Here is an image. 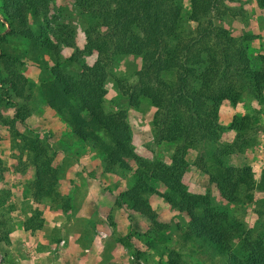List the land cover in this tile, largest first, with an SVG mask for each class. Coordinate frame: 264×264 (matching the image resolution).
<instances>
[{
    "label": "trees",
    "instance_id": "16d2710c",
    "mask_svg": "<svg viewBox=\"0 0 264 264\" xmlns=\"http://www.w3.org/2000/svg\"><path fill=\"white\" fill-rule=\"evenodd\" d=\"M53 1L0 0V123L11 128L15 122L25 124L29 108L18 100L27 101L31 92L22 65L42 69L45 74L38 77L37 85L44 102L69 125L75 138L87 140L102 153L105 169H128L129 161L134 162L133 180L120 199L149 219L146 232L153 234L167 226L148 201V195H153L185 216L179 233L182 241L192 239L197 247L207 246L224 255V264H264V232L250 240L242 237L240 250L232 249L242 223L214 204L208 193L190 192L183 182L188 156L194 153L192 164L206 174L221 200L251 198L255 190L264 208V165L253 182L250 164L234 165L224 159L249 145L245 115L234 114L229 121L233 141L214 147L206 158L200 152L203 143L221 134L220 105L224 101L235 104L244 93L260 98L264 86V69L252 64L247 35L234 34L221 23L228 10L224 0H188L190 28L183 23L182 0H72L84 21L81 47L76 46L74 26L53 8ZM257 1L264 9V0ZM68 47L73 60L91 56L90 61L80 60V69L69 71L62 56ZM122 56L139 58L131 80L112 72ZM109 76H114L123 96H143L153 106L154 140L172 144L167 160L137 155L127 110L103 108V82ZM3 106L13 108L9 119L2 114ZM14 132L30 153L29 190L36 205L23 219L22 228L32 233L42 225L41 200L60 196L58 168L39 135ZM151 179L164 188H156ZM62 202L69 207L67 197ZM7 231L0 217V241L7 239ZM141 253L137 250L136 255ZM166 261L185 264L177 248L167 250Z\"/></svg>",
    "mask_w": 264,
    "mask_h": 264
},
{
    "label": "rangeland",
    "instance_id": "374dc122",
    "mask_svg": "<svg viewBox=\"0 0 264 264\" xmlns=\"http://www.w3.org/2000/svg\"><path fill=\"white\" fill-rule=\"evenodd\" d=\"M224 3L228 10L224 13L221 23L234 34L247 35L245 44L252 64L264 69V9L257 0H224ZM52 5L74 26L76 46L81 47L84 21L72 0H54ZM189 7V1L182 0L181 15L187 28L191 26L186 20ZM1 27L0 25V30ZM12 38L22 45L25 43V40L18 36ZM72 51L71 47L62 51V56L66 57L63 64L71 72L80 69V60L91 59V56H79V61L73 60ZM139 63L136 56H122L117 58L112 72L125 80H131ZM22 70L28 78L31 92L27 101L18 100L29 108L25 124L15 122L11 128L0 123V213H2L0 217L5 227H8L7 239L0 241V264H54L57 260L65 264L64 255L69 242L75 247L74 250L82 255L94 253L104 257L105 264H168L166 252L170 248H177L180 251L185 264H224V255L207 246L197 247L192 239L182 241L179 233L186 222L185 216L170 209L165 202L153 195H148V201L159 218L166 221L167 226L153 234L146 232L150 225L149 219L129 209L120 199L121 192L133 180L134 162L129 161L128 169L118 167L105 169L106 162L102 153L92 147L87 140L75 138L69 125L44 102L37 79L45 72L30 63L23 64ZM103 87L105 92L102 106L105 110L117 108L127 110L131 142L136 154L147 159L167 160L172 144L154 140L156 133L151 125L153 106L150 102L143 96L135 98L123 96L117 88L114 76L107 77ZM1 111L3 116L9 119L13 108L3 106ZM234 114L245 115L244 131L250 136L249 145L224 156V159L226 163L234 165L250 164L252 172L250 180L255 182L260 167L264 165V86L260 98L244 93L237 103L224 101L220 105L218 119L223 127L221 134L217 140L203 143L200 152L206 158L214 147L233 141L234 130L228 128V124ZM14 131L39 135L41 140L47 143L50 161L58 168L56 189L59 198L52 200L46 198L38 204L42 224L44 218L46 224H53L54 228L49 235L39 233L40 228L32 233L22 228L23 219L36 203L29 190L33 177L29 163L30 153L21 147L19 137L14 135ZM194 155L191 153L188 156L189 167L183 175L185 187L190 192L208 193L214 204L225 208L242 223L238 231L239 236L232 242V249L240 250L242 237L250 240L264 232V208L256 198L260 193L252 190L251 198L242 196L229 202L221 200L215 187L207 181L206 174L192 164ZM68 167L76 169L83 175L77 177L79 185L84 179L91 189L99 186L98 188L105 191L108 196L100 197L89 211L82 213L83 217H77L80 216L79 213L75 214L78 209L85 207L84 204L80 205V188L78 186L73 188L74 182L78 181L71 182L70 179L61 178L63 170ZM149 182L158 189L164 188L154 179ZM66 197L69 199L67 208L62 202ZM70 215L76 216L74 224L69 223ZM80 224L83 226H75ZM100 232L104 234L101 235ZM60 240L63 241L59 243ZM148 240L152 242L151 246L146 245ZM137 250L143 253L137 256ZM124 260L126 263L122 262ZM69 262L79 264L71 256L70 259L66 258V264Z\"/></svg>",
    "mask_w": 264,
    "mask_h": 264
},
{
    "label": "crops",
    "instance_id": "0c3cea01",
    "mask_svg": "<svg viewBox=\"0 0 264 264\" xmlns=\"http://www.w3.org/2000/svg\"><path fill=\"white\" fill-rule=\"evenodd\" d=\"M82 176L83 175H81V173L79 171H77L76 169H73L72 167L65 168L63 170L62 175H61V178L70 179L71 182L72 181H76V182L78 181L77 183L74 182L73 188H78V187L80 188V205L84 204L85 207L80 208V209H78L77 212H75V214L77 213V215H78V213L80 214V216H77V217H83L82 213L89 211L91 209V206H93V203H96V201L99 200L100 197L101 198H108L106 192L103 190H100L98 188L99 186H95L93 189H91V187L88 186L89 183H87L83 178H82L83 180L80 182V185H79V180H78L79 178L77 179V177H82ZM74 215H70L69 223H71V224H74L76 221V216H74ZM45 220H46V218H44V220H43V224L39 229V233H41L43 235H47V234L49 235V234H51L54 227H53V224H46ZM75 226L82 227L83 225L80 224V225H75ZM66 246L67 247H66L65 255H64L65 256V258H64L65 264H66V258L70 259V256L74 257L79 262V264L84 263V261H86V263H84V264H91L90 262H92V264H105L106 263V262L104 263V261H103V260H105L104 257H99V256L95 255L94 253L82 255L80 252H77L76 250H74L75 247H73L72 243H70V242ZM82 248L84 249L83 245H82ZM122 262L124 263L125 260ZM70 263L71 262H69L68 264H70ZM54 264H62V263L59 260H57V262Z\"/></svg>",
    "mask_w": 264,
    "mask_h": 264
},
{
    "label": "built area",
    "instance_id": "2783aa9c",
    "mask_svg": "<svg viewBox=\"0 0 264 264\" xmlns=\"http://www.w3.org/2000/svg\"><path fill=\"white\" fill-rule=\"evenodd\" d=\"M100 233H101V235H103V234H104V233H102V232H100ZM62 241H63V240H60V241H59V243H61ZM129 256H130V257H133V255H132V254H129Z\"/></svg>",
    "mask_w": 264,
    "mask_h": 264
}]
</instances>
